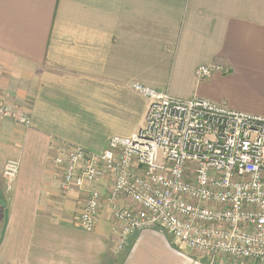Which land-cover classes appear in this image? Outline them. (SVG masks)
Returning <instances> with one entry per match:
<instances>
[{"label":"crops","instance_id":"obj_1","mask_svg":"<svg viewBox=\"0 0 264 264\" xmlns=\"http://www.w3.org/2000/svg\"><path fill=\"white\" fill-rule=\"evenodd\" d=\"M202 64L222 69L200 78ZM133 82L264 116V0H0V101L30 118L0 121V264H255L181 253L156 228L116 249L107 211L79 225L86 192L62 190L54 148L101 152L139 128Z\"/></svg>","mask_w":264,"mask_h":264},{"label":"built area","instance_id":"obj_2","mask_svg":"<svg viewBox=\"0 0 264 264\" xmlns=\"http://www.w3.org/2000/svg\"><path fill=\"white\" fill-rule=\"evenodd\" d=\"M221 69L202 64L196 75ZM131 88L148 100L134 132L111 136L101 152L54 148L62 190L86 192L79 225L91 231L107 211L121 227L116 249L133 232L156 228L181 253L264 264V116L139 82ZM2 119L30 125L28 115L6 101H0ZM17 171L18 160L8 158L2 172L7 191Z\"/></svg>","mask_w":264,"mask_h":264},{"label":"rangeland","instance_id":"obj_3","mask_svg":"<svg viewBox=\"0 0 264 264\" xmlns=\"http://www.w3.org/2000/svg\"><path fill=\"white\" fill-rule=\"evenodd\" d=\"M2 181H3V186H4V190H6V187H5V183H4V179L2 178ZM7 191V190H6ZM211 257H213L212 255H210ZM209 256V257H210ZM216 256V255H215ZM243 261V260H242ZM242 261L241 260H235V262H241L242 263ZM245 262H247V261H244L243 263H245ZM249 262V261H248ZM251 262V261H250ZM251 263H253V262H251ZM246 264V263H245Z\"/></svg>","mask_w":264,"mask_h":264}]
</instances>
